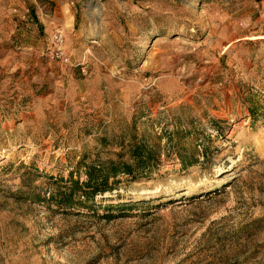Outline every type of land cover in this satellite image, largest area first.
I'll list each match as a JSON object with an SVG mask.
<instances>
[{
	"label": "rangeland",
	"instance_id": "rangeland-1",
	"mask_svg": "<svg viewBox=\"0 0 264 264\" xmlns=\"http://www.w3.org/2000/svg\"><path fill=\"white\" fill-rule=\"evenodd\" d=\"M0 264H264V0H0Z\"/></svg>",
	"mask_w": 264,
	"mask_h": 264
},
{
	"label": "trees",
	"instance_id": "trees-1",
	"mask_svg": "<svg viewBox=\"0 0 264 264\" xmlns=\"http://www.w3.org/2000/svg\"><path fill=\"white\" fill-rule=\"evenodd\" d=\"M259 1V0H256ZM109 168L95 170L93 167L87 169V180L84 183L71 181L69 186L59 188L52 195L55 205L64 209H71L74 205H85L88 201H93L96 194L109 190V178H115L116 173L133 175L135 167L121 164L108 163Z\"/></svg>",
	"mask_w": 264,
	"mask_h": 264
},
{
	"label": "built area",
	"instance_id": "built-area-1",
	"mask_svg": "<svg viewBox=\"0 0 264 264\" xmlns=\"http://www.w3.org/2000/svg\"><path fill=\"white\" fill-rule=\"evenodd\" d=\"M56 42L60 43L61 42V36L60 34H58L57 36H55Z\"/></svg>",
	"mask_w": 264,
	"mask_h": 264
}]
</instances>
